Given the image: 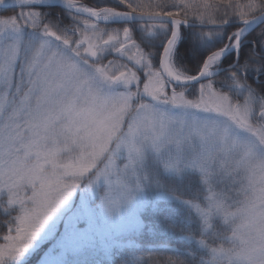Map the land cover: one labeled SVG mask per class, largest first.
<instances>
[{
	"label": "snow or ice",
	"instance_id": "6c2138e0",
	"mask_svg": "<svg viewBox=\"0 0 264 264\" xmlns=\"http://www.w3.org/2000/svg\"><path fill=\"white\" fill-rule=\"evenodd\" d=\"M0 264H264V0H0Z\"/></svg>",
	"mask_w": 264,
	"mask_h": 264
}]
</instances>
